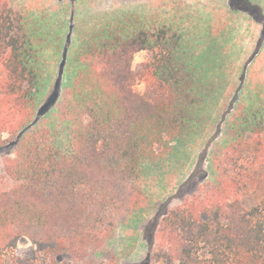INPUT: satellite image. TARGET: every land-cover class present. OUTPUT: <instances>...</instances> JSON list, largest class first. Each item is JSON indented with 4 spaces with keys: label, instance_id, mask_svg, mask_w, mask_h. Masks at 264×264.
<instances>
[{
    "label": "trees",
    "instance_id": "1",
    "mask_svg": "<svg viewBox=\"0 0 264 264\" xmlns=\"http://www.w3.org/2000/svg\"><path fill=\"white\" fill-rule=\"evenodd\" d=\"M31 17L0 0V147L12 146L2 159L8 184L0 174V264H118L103 253L147 203L143 172L166 160L174 141L205 130L217 87L211 60H200L184 33L126 14L92 33L76 58L64 49L53 126L42 117L50 109H39L46 33ZM141 50L150 59L134 67ZM243 89L226 114L223 145L210 153L211 180L154 225L161 264H264V197L246 205L244 178L233 172L246 154L264 152V103L242 102ZM22 237L34 247L19 252Z\"/></svg>",
    "mask_w": 264,
    "mask_h": 264
},
{
    "label": "rangeland",
    "instance_id": "2",
    "mask_svg": "<svg viewBox=\"0 0 264 264\" xmlns=\"http://www.w3.org/2000/svg\"><path fill=\"white\" fill-rule=\"evenodd\" d=\"M27 16H39L43 22L44 54L41 62L47 85L41 95L39 109L43 118L57 125L55 92L57 85L67 81L61 69L63 52L70 47L72 59L90 40L92 33L113 24L124 15L141 16L149 26L168 25L196 45L197 53H207L211 60L209 74L215 83V101L197 137L188 136L173 142V152L142 174L141 186L147 203L127 219L115 233L103 258L114 255L118 264H161L152 236L154 225L172 208L198 194L211 180L209 156L223 144L224 120L232 112L238 90L243 86L240 100L246 104L264 103V44L261 45L263 22L256 11L264 12V0H246L256 11L244 9L242 0H11ZM263 14V13H262ZM29 19L31 24L34 19ZM35 27V26H34ZM36 28V27H35ZM70 34V40L66 37ZM199 55V57H200ZM200 57V60L205 61ZM150 53H136L134 67L148 61ZM67 65V64H66ZM70 66V63H69ZM247 71L243 84L242 77ZM143 93L146 84L138 79L134 85ZM241 105V103H240ZM235 106V105H234ZM233 106V107H234ZM46 120V121H47ZM60 128L59 126H57ZM62 132L61 140L67 141ZM264 143V133L261 135ZM220 144L217 147V143ZM12 151L11 145L0 147L1 182L9 179L2 171V159ZM234 173L241 178L246 205L258 204L264 197V152L246 154L239 159ZM34 245L28 237L20 238L17 250H29ZM114 250L115 253H112Z\"/></svg>",
    "mask_w": 264,
    "mask_h": 264
}]
</instances>
